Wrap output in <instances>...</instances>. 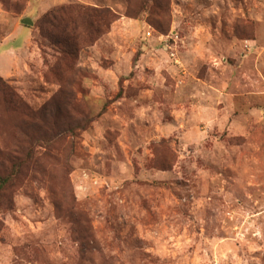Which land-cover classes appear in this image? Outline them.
Returning <instances> with one entry per match:
<instances>
[{
    "label": "rangeland",
    "instance_id": "374dc122",
    "mask_svg": "<svg viewBox=\"0 0 264 264\" xmlns=\"http://www.w3.org/2000/svg\"><path fill=\"white\" fill-rule=\"evenodd\" d=\"M139 2L0 0V264H264V0Z\"/></svg>",
    "mask_w": 264,
    "mask_h": 264
},
{
    "label": "trees",
    "instance_id": "16d2710c",
    "mask_svg": "<svg viewBox=\"0 0 264 264\" xmlns=\"http://www.w3.org/2000/svg\"><path fill=\"white\" fill-rule=\"evenodd\" d=\"M149 0H140L139 7L146 9ZM142 9H136L137 14ZM50 17L48 21L46 18L41 19L36 24L38 34L42 40H46L51 46H58L62 51L72 53L77 48V41L79 39L78 31L81 30L85 38L96 37L101 34L100 27L103 26L104 20L109 17L113 20V16L106 10H94L84 7H69L62 8L58 12H53L45 16ZM92 42V41H91ZM0 98L4 105L16 107L21 104L20 98L16 95L13 89L4 84L0 78ZM17 108V107H16ZM22 161L15 162L13 174L18 173V169L23 164ZM12 176H0V194L11 184Z\"/></svg>",
    "mask_w": 264,
    "mask_h": 264
},
{
    "label": "water",
    "instance_id": "95a60500",
    "mask_svg": "<svg viewBox=\"0 0 264 264\" xmlns=\"http://www.w3.org/2000/svg\"><path fill=\"white\" fill-rule=\"evenodd\" d=\"M21 23L28 26L32 25V21L30 19H23Z\"/></svg>",
    "mask_w": 264,
    "mask_h": 264
}]
</instances>
